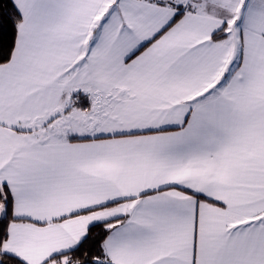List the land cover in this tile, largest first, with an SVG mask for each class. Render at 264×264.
Returning a JSON list of instances; mask_svg holds the SVG:
<instances>
[{"label":"snow or ice","instance_id":"obj_1","mask_svg":"<svg viewBox=\"0 0 264 264\" xmlns=\"http://www.w3.org/2000/svg\"><path fill=\"white\" fill-rule=\"evenodd\" d=\"M0 264H264V0H0Z\"/></svg>","mask_w":264,"mask_h":264}]
</instances>
